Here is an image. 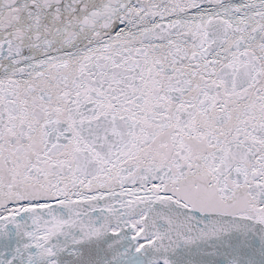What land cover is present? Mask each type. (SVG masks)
<instances>
[{"label":"snow or ice","instance_id":"6c2138e0","mask_svg":"<svg viewBox=\"0 0 264 264\" xmlns=\"http://www.w3.org/2000/svg\"><path fill=\"white\" fill-rule=\"evenodd\" d=\"M0 264H264V0H0Z\"/></svg>","mask_w":264,"mask_h":264}]
</instances>
